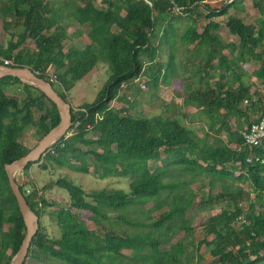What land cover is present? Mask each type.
I'll list each match as a JSON object with an SVG mask.
<instances>
[{"label": "trees", "instance_id": "16d2710c", "mask_svg": "<svg viewBox=\"0 0 264 264\" xmlns=\"http://www.w3.org/2000/svg\"><path fill=\"white\" fill-rule=\"evenodd\" d=\"M244 1L223 4L222 15L231 8L243 10ZM249 1L258 17L245 23L236 15H227L223 25L237 40L227 44L218 33L220 23L213 19L219 15L205 0H69L60 7L48 0H0L5 8L4 31L23 29L18 40L0 45L2 65L9 60L8 67L29 68L46 81L53 72L61 92L54 89L67 103V93L100 62L111 70L90 106L85 110L71 107L73 133L51 145L37 161H42L39 167L46 170L53 165L82 174L129 179V194L115 188L86 192L63 176L44 186L42 192L33 187L27 195L16 181L39 218L23 264L45 259L59 264H124V259L182 264L184 259H194V253L200 264L199 251L204 245L207 264H264V163L245 161L249 155L264 159V141L249 149L239 134L243 124L264 117V98L242 80L247 73L243 65L253 59L257 66L252 76L264 86V0ZM183 16L187 24L178 44L186 53L200 56L194 71L200 84L206 82L205 89L187 95L185 104L195 102L215 139L202 147L201 139L176 118L147 117L135 111L136 101L119 109L110 107L122 84L138 94L142 91L132 84L135 78L142 75L157 90L178 73L174 26ZM101 25L104 27L98 31ZM71 26L87 27L89 42H74L81 32L78 28L70 33ZM162 54L167 55L163 65L158 59ZM213 73H229V78L219 74V82L209 87ZM9 86H17L20 95L6 94L4 88ZM244 101L246 110L241 108ZM251 117L256 119L251 121ZM232 118L236 120L234 130ZM59 120L55 105L39 90L13 77L0 79V264H10L26 231L4 166L31 150L25 144L29 130L42 138ZM232 144L235 149L229 147ZM188 166L193 170L187 181L184 169ZM171 174L177 176L167 181ZM203 175L209 179L208 193L200 201L219 206V212L200 222L198 242L189 251L185 234H193L195 228L187 212L196 198L190 186ZM49 188L62 192L60 204L47 199ZM46 209H51L50 218L57 226L56 238L41 226ZM155 213H159L156 220L141 222L140 215L151 220ZM123 229L153 231L128 233ZM178 236L184 238L182 242L170 250L162 249Z\"/></svg>", "mask_w": 264, "mask_h": 264}, {"label": "rangeland", "instance_id": "374dc122", "mask_svg": "<svg viewBox=\"0 0 264 264\" xmlns=\"http://www.w3.org/2000/svg\"><path fill=\"white\" fill-rule=\"evenodd\" d=\"M48 1H54L56 7L62 6L64 3L68 2L69 0H48ZM56 1V2H55ZM97 2H100L101 0H96ZM209 1V0H208ZM220 7L223 5V3H218ZM244 7L246 8V15H245V21L248 23H252L256 20L258 17L256 9L253 8L252 4L250 3L249 0L244 1ZM5 18V8L2 6L0 2V45L6 46V43L13 38V41H16L19 39L20 34L23 32L22 28H17L16 30H13L11 28L8 32H5L3 29V23L2 19ZM186 20V19H185ZM186 25V24H184ZM185 27V26H183ZM182 28V27H181ZM180 35L183 33L182 28ZM76 29L75 26H71L69 29V32H73ZM82 32L86 33L87 32V27H81ZM225 34L227 32H224ZM179 36V35H178ZM234 40V38H233ZM160 63L162 64L167 60V55L162 54L161 56H158ZM200 56L196 54H189L185 53L182 51L180 47H177V50L175 52V65H176V71L178 73H183L185 75V79L190 78L194 80V67L197 65V63L200 61ZM146 61V60H145ZM163 65V64H162ZM257 62L254 61L253 59L251 61H248L244 65V69L246 70L247 73H252V71L256 68ZM150 64L148 61H146V70L148 73L149 71ZM163 72L165 73L166 68L162 67ZM111 76V70L109 66L104 63L100 62L98 66L93 70L92 74L86 76L84 79L80 80L77 82L74 87L67 93V101L71 105V107L75 110H85L88 106H90L93 101L95 100L96 96L98 93L103 89V87L106 85L107 81L109 80ZM251 79V77L248 79ZM149 82V81H148ZM147 83V90L140 92L138 94H134L133 98L130 99L128 102L136 101L137 104L139 105L138 107L136 106L135 111H140L142 113V110L140 108V104L142 100H151L152 103H156L157 109L159 107H162L163 110L165 108L164 104L166 105L167 103L160 98L159 96L162 94L164 97H167L168 99L170 98V93H168L167 89H162V90H155L152 86L148 85ZM184 83L182 82V85ZM194 86V85H193ZM256 89H258V92L261 93L262 97L264 98V86L261 82H256L255 83ZM57 92H61V89L55 88ZM4 92L8 95H15L19 96L20 95V90L16 86H9L7 88H4ZM186 93V92H184ZM156 96V97H155ZM158 99V100H155ZM182 102V101H181ZM171 103V102H170ZM168 103V106L171 105ZM183 108L182 106L180 109ZM246 107H243L242 110H246ZM164 114V113H163ZM167 116H174V115H179L177 112H170L167 113ZM181 114H186L191 120L190 126H193V130H195L200 136V143L199 146L202 147L203 144L206 145H211L214 143V135H211L210 132H208V121L205 120L201 115L198 114H192L190 115V111L188 110L186 113H181ZM200 118H197V117ZM232 128H235L236 125V120L231 121ZM222 140H225L224 134L221 135ZM41 138H39L37 135H35L33 130L28 131L27 138L25 139V144L30 148L33 149L36 144L39 142ZM42 163L40 161L37 163V161L28 169L27 171H18L15 174V179L19 183V185H23L26 188H29L32 190L33 187H36L40 192H42V188L44 186H47L51 183V181H55L58 178H61L63 176H67L70 178L72 182H74L76 185L80 186L84 191L90 192L92 190H98L102 188L106 189H121L127 194H129L128 191V178H114V177H104L101 174L94 175L92 173L90 174H82V173H77L74 172L70 169L64 168V169H58L57 167L53 165H48L46 170H43L39 167V165ZM193 170L192 166H188L184 169L185 172V178L186 180L191 179V173ZM182 174V173H181ZM175 175V176H174ZM183 175V174H182ZM177 175L176 174H171L168 177H166L167 181H171L173 177L175 178ZM209 179L206 176H201L197 177L195 179V182L191 184V188L193 189L194 193L196 194V198L194 199L193 205L188 210L187 216L192 219V225L193 228H195V232L190 235L185 234L187 237L185 238L186 240H189V245L188 249L189 251H192L194 246H196V243L198 242V233L200 231V222H204L205 220L208 219L211 215H214L219 212V206L217 205H211L209 203L204 204L202 201H200V198L205 197L208 193V183ZM49 192L46 194L47 199L50 202H54L56 204H60V197L62 195V192L59 191L57 188H49ZM50 210L51 209H46L42 212V216L40 218V223L42 228L47 232V234L50 237L56 238L59 235L57 226L55 222L50 218ZM159 213H155L152 215L151 220H148L145 215H140L141 217V222L142 223H150L153 220H156L158 217ZM128 233L131 232H143L144 234H147L150 230L153 231V229H123ZM156 237H160L158 233L155 234ZM182 236L176 237L173 241L168 243L167 245H162L165 246L167 250L172 249L173 247L177 246L178 243L183 241ZM206 246H202V248L199 251V255L203 257V261L200 262V264H207V255L205 252ZM147 253V250L144 251ZM124 254L129 255L130 251L129 250H124ZM194 259L190 260H185L183 261L182 264H196L198 257L197 254H195ZM124 264H146L143 261L140 260H130V259H124L123 260ZM38 264H59L58 262L51 260V259H45L43 262H40ZM105 264H108L106 262ZM150 264V263H147Z\"/></svg>", "mask_w": 264, "mask_h": 264}, {"label": "crops", "instance_id": "0c3cea01", "mask_svg": "<svg viewBox=\"0 0 264 264\" xmlns=\"http://www.w3.org/2000/svg\"><path fill=\"white\" fill-rule=\"evenodd\" d=\"M221 2L223 4H226L223 0H209V1L205 0V3H208L209 6H211L212 12H214L215 14L219 15V17H214L213 19H214V21H217V22L220 23V27H219V32L218 33H219L221 39L227 44L236 43V41H237L236 37H233V36H231L228 33V30L224 27L223 22L225 21L227 15H236L239 18H241L245 23H248V22L245 21V15H246L247 12H246V8L244 7V2H242L243 10H238L237 11L234 8H231L226 15H222V12H221L222 11L221 10L222 6L220 7V5H218V3H221ZM228 4H230V3H228ZM228 4H226V5H228ZM185 18H186V16H183V19H180L179 21L175 22L174 32L177 35L176 36V41H177L176 46L177 47H180L179 44H178V39H179V36H180V33H181L180 28L181 27L184 28L183 27V26H185L184 24H187V20H185ZM103 27H104V25L98 26L97 27L98 31H101L103 29ZM78 28L79 27H76V29L73 32H71V33H74L75 31H77ZM79 30H80L81 33L74 37V42H80L81 44L88 43L89 40L87 38V34L82 32L81 28H79ZM224 32H227V33L225 34ZM233 38H234V40H233ZM180 48L182 49L183 52L186 53L184 48H182V47H180ZM190 49H192V48H190ZM176 50H177V48H176ZM223 54H227V50H223ZM213 63L216 65V61H214ZM243 68H244V65H243ZM93 70L88 75L92 74ZM193 74H194V80H192L190 78L185 79V75L183 73H176L175 76H171L170 77V79L168 81L169 82L168 85L163 86V85L159 84V87L157 88V90L160 91L162 89H167L168 93H170V98L171 99H168L167 97H164V95H162V94L159 96L160 98L162 97V99L167 103L166 105L164 104V106H165L164 110H163L162 107H159V109H157L156 103H152L151 100H149V99L142 100V102L140 104V108L142 110V113L144 115H146L147 117H152V116L159 115V116H163V117L176 118L183 125L188 127L192 132H194L199 137L200 135L195 130H193V126L189 127L190 126V122H191L190 118H189V121H188L187 120L188 117L186 116V114H181V113H186L189 110L190 111V115L195 113V114L201 115L205 120H207V118L196 108L195 102L193 100L191 101L190 105L187 106L185 104L186 97H187V95L189 93H191V92H193V91H195L196 89H199V88L205 89L204 87L206 86L205 80H203L202 83L200 84L199 81H198L197 73H193ZM219 74H222L225 77V79L229 78L228 77L229 73H213L212 76H211V80L208 81L209 82V87H214L219 82V76H218ZM244 75L245 76L242 77V80L251 87V91L253 93L254 92L255 93L258 92V89H256V87H255V83L258 82V80H256L252 76V73H245ZM143 76H147L146 73H143ZM250 77H251V79L248 82V79ZM146 78L148 80V76ZM182 82L184 83L183 85H182ZM187 87H190L189 92L185 91L187 89ZM184 92H186V93H184ZM133 96H134V90L127 89L126 87L122 88L121 93L118 96V98L112 102L113 107L116 108V109L121 108V106L126 105L127 103H130L128 101L130 99H132ZM155 100H158V99H155ZM168 103H170L171 105L168 106ZM136 106L138 107L139 105L137 104ZM181 106L183 108L180 109ZM246 106H247V103L246 104H242L241 108L246 107ZM170 112H177L179 115L167 116L168 115L167 113H170ZM197 118H200V117L198 116ZM255 119H256L255 117H251L250 118L251 121H253ZM232 120L234 121L235 119H233V118L230 119V125L231 126H232V124H231ZM245 126L246 125L243 124V128ZM232 129L234 130L235 128H232ZM241 132H242V130L239 132V134ZM211 135H213V134H211ZM229 147L231 149H235V145L234 144L230 145Z\"/></svg>", "mask_w": 264, "mask_h": 264}, {"label": "water", "instance_id": "95a60500", "mask_svg": "<svg viewBox=\"0 0 264 264\" xmlns=\"http://www.w3.org/2000/svg\"><path fill=\"white\" fill-rule=\"evenodd\" d=\"M4 77L16 78L21 83L39 90L55 105L60 119L58 125L42 137L36 146L25 156L4 166L9 187L16 200L19 213L26 229L19 250L12 258L10 264H23L28 254L32 238L39 228V218L28 206L16 183L15 174L24 169L29 163H35L41 160L51 145L65 137L73 123L71 120V105L59 96L48 81L39 78L31 69L8 67L0 63V79Z\"/></svg>", "mask_w": 264, "mask_h": 264}, {"label": "built area", "instance_id": "2783aa9c", "mask_svg": "<svg viewBox=\"0 0 264 264\" xmlns=\"http://www.w3.org/2000/svg\"><path fill=\"white\" fill-rule=\"evenodd\" d=\"M223 1L226 4H228V3L233 2L234 0H223ZM173 11L177 12L178 10L174 9ZM10 64H11V61L3 60L4 66H9ZM35 74L38 75L39 73L36 72ZM47 81L50 83V85L53 88L61 89V86L57 81L56 75L53 72L47 74ZM132 84L139 87L142 92L147 90V81L142 77V75L135 78L132 81ZM125 86L126 84H122L121 88H124ZM246 103H247L246 101L243 102V104H246ZM110 107L114 108L112 102L110 104ZM72 133H73V130L70 131L69 129L64 138L69 137ZM240 134L242 136L243 146H246L249 149L260 147L262 141H264V117H261L258 120L251 122L248 126H245ZM245 161L248 164L264 163V159L258 155H249ZM25 192L28 195L30 194L31 190L25 187ZM239 220L243 224L246 223V220L243 217H240Z\"/></svg>", "mask_w": 264, "mask_h": 264}]
</instances>
